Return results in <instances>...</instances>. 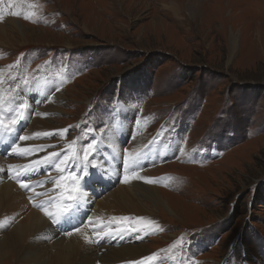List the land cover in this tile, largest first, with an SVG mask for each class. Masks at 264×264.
Segmentation results:
<instances>
[{"label":"rangeland","instance_id":"374dc122","mask_svg":"<svg viewBox=\"0 0 264 264\" xmlns=\"http://www.w3.org/2000/svg\"><path fill=\"white\" fill-rule=\"evenodd\" d=\"M24 1L33 15L24 3L12 15ZM12 18L36 31L24 41ZM0 19L16 38L0 45L1 75L60 78L64 139L115 125L121 111L128 131L141 123L167 151L146 178L170 209L150 208L152 232L134 235L156 264H264V0H0ZM119 163L97 164L87 185L123 179ZM66 218L53 229L76 222Z\"/></svg>","mask_w":264,"mask_h":264},{"label":"bare ground","instance_id":"6f19581e","mask_svg":"<svg viewBox=\"0 0 264 264\" xmlns=\"http://www.w3.org/2000/svg\"><path fill=\"white\" fill-rule=\"evenodd\" d=\"M170 3L173 10L175 4ZM22 4L24 13L33 15L29 1L20 2L17 11L11 14L20 12ZM6 21L24 41L30 32L36 31L35 26H25L17 18ZM0 37V45L16 41L7 35L3 24ZM65 44L70 45L68 41ZM19 80V76L3 77L0 73V264L14 260L19 264H156L155 255L142 242L145 234L140 240L134 235L140 228L145 233L152 232L154 218L150 208L170 209L167 198L156 187V179L149 176L151 182L134 178L125 182L128 175L124 173L126 167L139 177H146L147 165L162 158L167 153L165 148L158 141L148 140L139 122L132 121L128 131L126 115L121 111L115 125L87 127L83 135L77 133L64 139L65 130L54 124L62 99L57 88L60 78L48 69L22 83ZM50 81L54 83L51 87ZM18 114L26 119L11 125L10 121ZM84 135H91L92 143L88 146L82 144ZM20 136L27 139L20 140ZM54 153L57 155L53 156ZM45 157L49 162L44 166ZM112 159L121 162L119 174L123 179L106 181L101 190L87 185L89 171L96 172L97 164H103L100 169L106 171ZM72 174L76 175L75 180ZM58 180L63 186L55 191ZM21 182L26 186L21 187ZM87 194L89 203L84 200ZM69 195L72 200L67 199ZM83 201L87 204L85 208ZM50 205L58 207L56 211H47L51 215L45 213L44 218L42 209ZM66 217L76 222L53 229V220L59 219L58 224ZM100 224L103 230L97 229ZM64 229L70 230L62 232ZM149 256L151 260L145 259Z\"/></svg>","mask_w":264,"mask_h":264},{"label":"snow or ice","instance_id":"6c2138e0","mask_svg":"<svg viewBox=\"0 0 264 264\" xmlns=\"http://www.w3.org/2000/svg\"><path fill=\"white\" fill-rule=\"evenodd\" d=\"M24 106L23 105H21V108H23ZM23 119H26V117H24L22 114H18L17 115V117H15V118H13L11 121H10V124L11 125H17L20 121H22ZM25 139H27V137H25V136H20V140H25ZM53 156H55V155H57V154H52ZM44 163H48L49 161H48V157H45L44 158V161H43ZM61 163H64V161H61ZM57 167H59V165H57ZM133 178H139V179H144L145 180V182H151L150 181V179L149 178H146V177H129V176H125L124 177V181L125 182H128L129 180H131V179H133ZM61 179H63V178H61ZM21 187H25L26 185L23 183V182H21V185H20ZM57 186L58 187H62L63 185H61V183H60V181L58 180L57 181ZM71 191H75V189H71ZM67 199H69V200H72L73 199V196H71V195H69V196H67ZM46 215H51V213H46ZM142 219V218H141ZM58 221H56V220H53V223H57ZM76 231H79V229H76ZM145 259H147V260H151L152 259V257L151 256H149V257H147V258H145Z\"/></svg>","mask_w":264,"mask_h":264}]
</instances>
